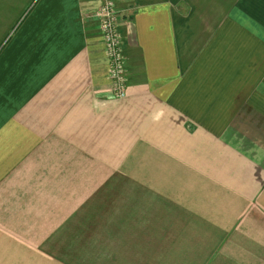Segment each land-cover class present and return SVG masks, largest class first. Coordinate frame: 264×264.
Instances as JSON below:
<instances>
[{"label": "crops", "instance_id": "1", "mask_svg": "<svg viewBox=\"0 0 264 264\" xmlns=\"http://www.w3.org/2000/svg\"><path fill=\"white\" fill-rule=\"evenodd\" d=\"M0 0V264H264V0Z\"/></svg>", "mask_w": 264, "mask_h": 264}, {"label": "built area", "instance_id": "2", "mask_svg": "<svg viewBox=\"0 0 264 264\" xmlns=\"http://www.w3.org/2000/svg\"><path fill=\"white\" fill-rule=\"evenodd\" d=\"M95 16L99 20L101 38L108 60L107 76L110 90L115 98L126 95V71L121 46V35L117 23L115 0H99Z\"/></svg>", "mask_w": 264, "mask_h": 264}]
</instances>
